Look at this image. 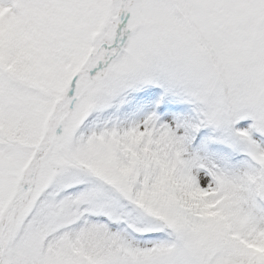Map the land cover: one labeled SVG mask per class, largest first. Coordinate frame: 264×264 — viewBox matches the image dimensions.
Masks as SVG:
<instances>
[{
	"label": "snow or ice",
	"instance_id": "obj_1",
	"mask_svg": "<svg viewBox=\"0 0 264 264\" xmlns=\"http://www.w3.org/2000/svg\"><path fill=\"white\" fill-rule=\"evenodd\" d=\"M0 264H264V0H0Z\"/></svg>",
	"mask_w": 264,
	"mask_h": 264
}]
</instances>
